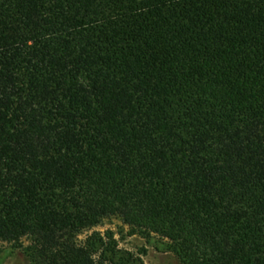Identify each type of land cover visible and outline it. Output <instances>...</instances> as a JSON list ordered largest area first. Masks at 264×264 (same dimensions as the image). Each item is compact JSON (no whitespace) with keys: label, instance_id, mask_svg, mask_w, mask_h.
<instances>
[{"label":"trees","instance_id":"obj_1","mask_svg":"<svg viewBox=\"0 0 264 264\" xmlns=\"http://www.w3.org/2000/svg\"><path fill=\"white\" fill-rule=\"evenodd\" d=\"M264 264V0H0V241L33 264Z\"/></svg>","mask_w":264,"mask_h":264},{"label":"rangeland","instance_id":"obj_2","mask_svg":"<svg viewBox=\"0 0 264 264\" xmlns=\"http://www.w3.org/2000/svg\"><path fill=\"white\" fill-rule=\"evenodd\" d=\"M113 233L117 242L118 259L125 264H182L178 257L168 251V241L157 235H131L128 226L117 218L105 219L99 226L85 230L79 237L86 240L94 233ZM30 244L24 239L19 244L0 241V264H33L27 252Z\"/></svg>","mask_w":264,"mask_h":264}]
</instances>
